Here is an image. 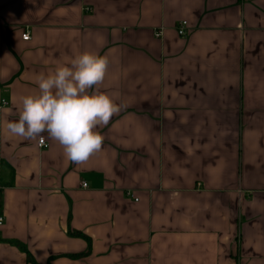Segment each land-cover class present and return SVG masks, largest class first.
<instances>
[{
  "label": "crops",
  "instance_id": "0c3cea01",
  "mask_svg": "<svg viewBox=\"0 0 264 264\" xmlns=\"http://www.w3.org/2000/svg\"><path fill=\"white\" fill-rule=\"evenodd\" d=\"M84 51L122 110L77 165L7 124ZM0 217V264H264V0H0Z\"/></svg>",
  "mask_w": 264,
  "mask_h": 264
},
{
  "label": "clouds",
  "instance_id": "9594fccd",
  "mask_svg": "<svg viewBox=\"0 0 264 264\" xmlns=\"http://www.w3.org/2000/svg\"><path fill=\"white\" fill-rule=\"evenodd\" d=\"M109 63L107 55L84 51L68 64L41 74L38 91L22 97L18 119L8 122V132L25 140L46 133L63 148L69 162H87L102 150L105 137L98 129L122 110L99 88Z\"/></svg>",
  "mask_w": 264,
  "mask_h": 264
},
{
  "label": "built area",
  "instance_id": "2783aa9c",
  "mask_svg": "<svg viewBox=\"0 0 264 264\" xmlns=\"http://www.w3.org/2000/svg\"><path fill=\"white\" fill-rule=\"evenodd\" d=\"M177 32H178V35L180 37H187L189 31H188V23L186 21H183L181 22L178 26H177ZM157 37H160L161 36V32H158L157 34ZM23 40L24 41H30L31 40V34L29 31H26L23 36H22ZM39 147L41 149H47L49 147V145L47 144V142L44 140V139H41L39 141ZM83 187L84 188H87V184H83ZM4 223V218L3 217H0V226H2Z\"/></svg>",
  "mask_w": 264,
  "mask_h": 264
},
{
  "label": "trees",
  "instance_id": "16d2710c",
  "mask_svg": "<svg viewBox=\"0 0 264 264\" xmlns=\"http://www.w3.org/2000/svg\"><path fill=\"white\" fill-rule=\"evenodd\" d=\"M72 235H73V236H76V237H79V238H86L83 234H81V233H77V232L73 233ZM28 260L31 261V258L28 257Z\"/></svg>",
  "mask_w": 264,
  "mask_h": 264
}]
</instances>
